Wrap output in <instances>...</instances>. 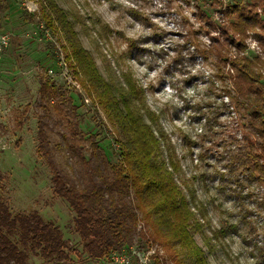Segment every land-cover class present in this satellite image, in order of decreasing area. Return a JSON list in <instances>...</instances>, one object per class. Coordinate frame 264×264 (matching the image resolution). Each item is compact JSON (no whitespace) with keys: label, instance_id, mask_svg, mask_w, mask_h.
Segmentation results:
<instances>
[{"label":"rangeland","instance_id":"rangeland-1","mask_svg":"<svg viewBox=\"0 0 264 264\" xmlns=\"http://www.w3.org/2000/svg\"><path fill=\"white\" fill-rule=\"evenodd\" d=\"M1 1L3 197L12 213L36 210L52 221L68 241L73 264H120L111 255L103 260L86 255L74 231V212L52 192V172L36 152L41 77L71 95L79 129L94 134L113 163L119 160L117 133L66 59L65 28L53 22L43 30L44 2ZM51 1L65 13L67 33L74 34L100 75L116 88L139 92L133 103L154 130L163 157L175 165L174 178L199 224L193 238L207 263L239 264L243 258L245 264L249 259L258 264L253 245L264 236V124L257 115L264 113V0ZM137 24L151 34L129 35ZM249 37L258 43L255 51L245 43ZM145 65L158 75L148 79L141 74L139 67ZM203 85V92L196 90ZM83 152L88 155L87 149ZM137 229L147 233L142 221ZM146 239L136 236L117 254L127 264L180 260ZM237 239L241 250L234 254ZM27 257L29 264H49L37 253L29 251Z\"/></svg>","mask_w":264,"mask_h":264},{"label":"trees","instance_id":"trees-1","mask_svg":"<svg viewBox=\"0 0 264 264\" xmlns=\"http://www.w3.org/2000/svg\"><path fill=\"white\" fill-rule=\"evenodd\" d=\"M42 2L43 30L53 22L65 28L69 49L66 59L73 63L74 75L117 133L113 140L118 143L119 160L113 163L95 135L79 129L78 105L71 95L41 77L36 152L52 172L53 194L74 212V231L83 241L86 255L103 260L141 236L170 249L171 256L180 258L175 264H181V258L189 264H208L194 241L192 232L199 231V224L174 178L175 165L171 158L163 157L154 130L133 103L139 99V92L133 91L130 82L132 93L104 79L74 34L67 33L65 13L51 0ZM2 9L0 0V13ZM257 115L264 124V113ZM2 180L0 174V264H29V251L49 264H73L68 241L52 221L44 220L36 210L10 211L3 197ZM138 221H142L147 233L137 229ZM230 228V232L236 231ZM253 248L258 264H264V236Z\"/></svg>","mask_w":264,"mask_h":264},{"label":"clouds","instance_id":"clouds-1","mask_svg":"<svg viewBox=\"0 0 264 264\" xmlns=\"http://www.w3.org/2000/svg\"><path fill=\"white\" fill-rule=\"evenodd\" d=\"M121 2H123L124 4H127L128 3V0H121ZM192 11H194V9H192ZM185 15H188L189 18H191L190 12L185 13ZM137 34L149 35L151 33H150V30H143L142 27L139 24H137V25H135V30L133 32H130L129 35H137ZM213 35H218V33H213ZM202 39H204V42L205 43L208 42L207 41V38H202ZM245 43H247L249 45V49L251 51H255L258 48V43L256 41L252 40L251 37H249V39L246 40ZM147 47H151V45H147ZM133 63H135V62H133ZM137 67H139V66H137ZM139 72L141 74H146V76H147L148 79H152V78H154V77H156L158 75L157 72H149L146 65L144 67H139ZM205 75L207 76L208 73H205ZM206 87H207L206 85H203V86H200L196 90H198L200 92H203ZM196 90L189 91L188 95L189 96L193 95V92L196 91ZM169 91H171V89H169ZM240 250H241L240 249V241H239V239H237L236 240V244L234 245L232 251H233L234 254H238V252ZM239 264H245V260L243 258H241ZM247 264H255V261L249 259V260H247Z\"/></svg>","mask_w":264,"mask_h":264},{"label":"built area","instance_id":"built-area-1","mask_svg":"<svg viewBox=\"0 0 264 264\" xmlns=\"http://www.w3.org/2000/svg\"><path fill=\"white\" fill-rule=\"evenodd\" d=\"M148 252V254H150V251L148 250L147 251ZM153 252V251H152ZM151 252V253H152ZM123 255H118L117 254V252H113V253H111V259L112 260H114V261H117V262H119L120 264H127L128 263V260H127V258L125 257V256H123ZM125 257V258H124ZM146 257L147 256H145V259H146ZM146 261V260H145ZM143 262V260L142 259H138V263L137 264H145L146 262ZM141 262H143V263H141Z\"/></svg>","mask_w":264,"mask_h":264}]
</instances>
